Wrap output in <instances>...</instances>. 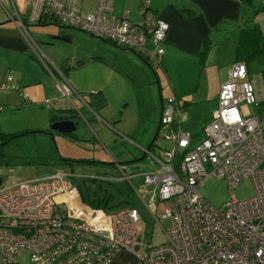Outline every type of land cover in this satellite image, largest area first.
Here are the masks:
<instances>
[{"label": "built area", "instance_id": "obj_1", "mask_svg": "<svg viewBox=\"0 0 264 264\" xmlns=\"http://www.w3.org/2000/svg\"><path fill=\"white\" fill-rule=\"evenodd\" d=\"M23 1L26 10L19 12L11 2L8 16L42 61L26 21L69 24L133 50L150 66L158 64L167 22L151 12L148 0L140 2L137 22L116 15L112 0H96L91 11H82L79 0ZM0 87L16 89L9 73L0 74ZM55 88V100L74 105L75 97L93 111L67 81L55 79ZM180 114L173 95L163 100L157 132L171 144L159 152L145 150L155 166L141 173L140 187L149 189L142 205L152 223H159L157 200L160 215L168 218L163 242L139 238V206L109 213L89 207L73 183L74 173L56 168L0 188V264H115L113 256L121 249L133 255L134 264H264V69L250 75L244 61L228 64L197 142L191 143ZM125 166L117 165L120 176L133 185ZM211 176L223 177L232 188L248 176L253 193L230 195L215 207L201 190ZM21 253L25 256L19 258Z\"/></svg>", "mask_w": 264, "mask_h": 264}, {"label": "crops", "instance_id": "obj_2", "mask_svg": "<svg viewBox=\"0 0 264 264\" xmlns=\"http://www.w3.org/2000/svg\"><path fill=\"white\" fill-rule=\"evenodd\" d=\"M141 1L112 0L113 11L116 15L125 13L128 20L137 22L140 19ZM11 2L18 7L19 12L23 9L17 6L15 0H0V74L9 73L16 86V89L0 87V132L10 135L27 134V131L44 130L45 132L52 120L64 117L65 113L60 109H69L67 101L62 97L55 100V97L59 96L55 88V79L67 81L80 93L83 100H86L91 92H98L103 96L109 105V117L115 120V123L107 122V120L104 122L112 128L114 135H117V132L121 133L122 139L130 146L126 149L122 147L118 152L124 154L125 159L131 162L129 166L132 169L140 166L135 160L146 159V169L128 173L129 175L141 174L155 166L143 151L149 143L147 138L153 131L154 120L153 117L143 116V119L148 122L144 130L142 128L139 131L124 133L116 129L115 125H118L119 120L116 117L124 113L133 99L138 107L141 102L142 109L147 108L142 100H139L138 93L141 92L144 84L152 82V72L155 73L156 79L154 68L160 66L163 73L170 79L171 65L175 59L179 61L180 58L189 56L192 61L203 53L198 62L199 83L192 88L188 98L183 101L184 105L180 104L186 112L193 111L194 115L189 116L193 118L196 111L194 105L208 99L204 98L208 95L216 96L217 94L220 84L215 78L218 73L217 68L225 67L224 71H226L228 64L237 56L233 54V23L224 28H221V25L225 20L238 25L237 19L241 10L239 0H148L151 12L167 22V29L159 43L162 52L157 54L158 64L152 67L148 65L151 70L153 68L152 72L148 70L145 61L136 52L111 42L110 45L117 49L103 46V51L100 52L89 51L60 56L57 44L42 45L47 50L48 53H46L34 40L44 54L45 58L42 61L27 44L14 20L9 18ZM47 21L49 20L41 24L48 23ZM226 31H229V34ZM61 33L55 35H62L61 40L64 41L72 36L68 32ZM51 35L50 38H52ZM234 42L236 47L237 42ZM202 47L204 48L201 52ZM175 52L180 58L174 54ZM180 70L184 71L182 68ZM174 93L172 90L170 96L175 97ZM166 98H159V115L163 100ZM79 103L80 108L83 107L87 115L85 118H94L95 111L90 112L86 106ZM124 105L126 106L123 108ZM74 137L76 136L72 134L71 138ZM110 138L107 141L102 140V143H106L107 148L111 145L110 151L114 152L119 144L116 142V137L113 142ZM161 148L163 147L157 146L153 151L159 152ZM117 162L122 161L117 160ZM139 188H141L140 196L136 195V197L142 203V200L147 199V191L140 185ZM84 211L87 212V210ZM146 213L153 218L148 211ZM127 257L130 263L134 264L133 255L124 249L115 253L114 262L125 264Z\"/></svg>", "mask_w": 264, "mask_h": 264}, {"label": "rangeland", "instance_id": "obj_3", "mask_svg": "<svg viewBox=\"0 0 264 264\" xmlns=\"http://www.w3.org/2000/svg\"><path fill=\"white\" fill-rule=\"evenodd\" d=\"M243 2L237 19L238 25L234 24L232 21L225 20L222 22L221 28L231 26L233 23V54L237 55L241 60L246 61L249 73L252 75L255 71L257 72V70L260 69H258L259 67L252 56H247V54L253 49H256L257 45L260 47L264 39V0ZM15 3L20 9L23 8L21 13L26 10L23 0H15ZM79 3L82 11H91L93 10L96 0H79ZM6 5L8 6V4ZM8 9H10L9 6ZM26 23L29 34L46 53L48 52L43 47L45 43L57 44L56 47L60 51V56L89 51L100 52L103 51V46L117 49L111 46L108 40H104L87 31L79 30V28L69 24L61 26L60 23H57L59 24L57 26L56 24H41L30 20L26 21ZM61 32L71 33L72 36L67 41L50 38L51 34ZM227 33L229 34V31ZM234 41L237 42L239 47L238 50L235 49L236 51L234 50ZM174 54L178 57L177 52ZM259 54L261 53L259 52ZM199 60L200 56L199 58H193L192 61L189 56H184L180 58L179 61L175 59L171 65L172 77L170 79L163 73L160 66L154 68V72H156L155 79V73L152 72L153 68L151 70L147 63L144 62L148 70L153 74L152 82L144 84L141 92L138 93L139 100H142L147 108L142 109L141 102L138 107L133 99L132 102L127 105L124 113L122 112L116 117L119 118L117 121L118 125H115L116 129L124 133L139 131L142 128L144 130L148 126V122L143 119V116H147L148 118L153 117V131L147 138V142L150 141L157 129L159 98H166L170 95L172 90H174L176 101L182 105L183 101L188 98L192 88L199 83ZM181 68L184 71H181ZM224 68L225 67L217 68L218 73L215 78H217L218 82H222L225 78L226 71H224ZM204 98L208 99L200 101L198 105H194L196 111L195 117L193 116V118L189 117L191 114L194 115L192 110H187L186 112L184 108H181L180 123L183 129L192 133L191 143L197 142L202 138L201 126L206 121L210 120L211 111L216 105L215 95H208ZM65 100L67 101V107H69V109H64L65 111L60 109L61 112L71 113L75 111V113L78 114L76 117V128L72 131L76 137L71 138L64 134L48 133L41 130L30 133L27 132V134L18 135L10 140L2 142L0 145L3 153V156L0 157V188L32 178L38 174L42 175L52 172L56 168H62L68 172L74 173L75 176L72 177L73 183L77 184L79 192L84 196H86V192H89L91 198L93 192L98 195L101 194L100 191L105 189V192L111 195L107 204L111 205L112 208L127 205V202L140 206V217L136 222L139 238L144 240L145 237H147V242L150 244L163 242L165 239L163 227H168L169 222L167 217H162L160 215L162 201L156 202L155 214L159 217V223L153 224L152 222H154V219L146 213L145 207L142 206V203L136 197L137 192L135 189L138 190L139 193L141 191V188H139L142 181L140 175L130 174V181L133 185H131L126 178L120 176V171L117 168L118 164H128L124 169L128 174L146 169L147 161L146 159L135 160L140 166L136 169H132V167L129 166L131 162L125 159L124 154L118 152L122 147L126 149L130 146L127 144V141L122 139L123 136L121 133L117 132V135H114L112 128L107 126L108 123L105 124L104 121L106 120L107 122L115 123V120L109 117V105L106 102L98 104V106L93 109L96 113L94 114V118L89 117V119H86L85 116L87 115L83 111V107L80 108L78 99L75 97L72 98L75 107L69 100ZM125 106L126 105H124L123 108ZM248 108L251 112L253 111L252 106H248ZM114 137L117 138L116 142L119 146L115 147L113 152L110 151L112 148L111 145L109 146L110 149L107 148V144L102 143V140L107 141L110 138L113 142ZM153 142V150L156 145L158 147H169L171 144L170 140L161 137L159 132H156ZM59 155L74 158L75 160L86 159L97 162L78 164L73 160V162L70 163H61L57 159ZM117 160L122 162H117ZM83 177L88 178L83 180ZM90 177L94 178V180H90ZM201 190L208 203L215 207H220L224 201L229 199L230 195L236 198H243L251 195L253 193V184L251 179L246 176L240 179L232 188L223 177L211 176L206 179L204 178L201 182ZM99 206L104 208L103 203H100ZM106 211L107 205L105 207V212ZM24 256V253L19 254V258ZM124 263L131 264L129 257L125 259Z\"/></svg>", "mask_w": 264, "mask_h": 264}, {"label": "trees", "instance_id": "obj_4", "mask_svg": "<svg viewBox=\"0 0 264 264\" xmlns=\"http://www.w3.org/2000/svg\"><path fill=\"white\" fill-rule=\"evenodd\" d=\"M243 1H245V2H251V0H239V3H240V6H241V4H243L244 2ZM105 40V39H104ZM160 43V42H159ZM203 48L204 47H202L201 48V52L203 51ZM236 50H238V45L236 44ZM259 52L261 53V54H259ZM202 54L203 53H201L200 54V58H201V56H202ZM139 55V54H138ZM140 57H141V59L143 60V61H145V63H147V65L149 64L146 60H145V58L144 57H142L141 55H139ZM247 56H252V58L256 61V63H257V66L259 67L258 69H260V70H257V72H259V71H262L263 69H264V39L262 40V43H261V46L259 47L258 45H257V48L256 49H253L252 51H250L248 54H247ZM233 60H241L240 58H238L237 56H235V58L233 59ZM243 61V60H242ZM245 62V64H246V66H247V63H246V61H244ZM150 66V65H149ZM152 67V66H151ZM247 69H248V71H249V68H248V66H247ZM256 72V71H255ZM85 102H86V104L93 110V109H95V107H97L98 106V104H102L103 102H105V100H104V98H103V96L101 95V94H99L98 92H91V93H89L88 94V96H87V98H86V100H85ZM182 105H184V104H182ZM94 111V110H93ZM73 116H75V117H77V114L75 113V112H71V113H65L64 114V117H60V118H70V117H73ZM51 119H52V117H51ZM54 119V118H53ZM157 128H158V120H157ZM47 130H49V131H51L52 133H58V132H56V131H52V130H50L49 128H47L46 129V131L45 132H48ZM31 132V131H30ZM156 132H157V129H156ZM49 133V132H48ZM21 133H18V134H14V135H10V134H5V133H1L0 132V145L2 144V141L3 142H5V141H7V140H10V139H12V138H14V137H16V136H18V135H20ZM60 134H64V135H67V136H70V137H72V134H73V132L72 131H70V132H66V133H60ZM154 138H153V140L151 141V143H150V149L151 150H153L152 148H153V145H154ZM156 147H157V145H156ZM155 147V148H156ZM3 156V153H2V151H1V148H0V157H2ZM57 159L59 160V162H61V163H70V162H73V160L75 161V162H77L78 164H82V163H86V162H97V161H93V160H86V159H79V160H75L74 158H69V157H64V156H58L57 157ZM138 175H141L142 176V174H138ZM88 177H83V180H85V179H87ZM142 178V177H141ZM90 180H94V178H92V177H90ZM99 185V184H98ZM76 186H77V184H76ZM78 188V187H77ZM101 192V194H98V195H96L95 194V192H93V196L90 198V194H89V192H86V196H84L83 194H81L80 192V197H81V200H82V202H84L85 204H87L88 206H90V207H92V208H101L100 206H99V204L100 203H103V205H104V208H101L104 212H105V207H106V205H107V211H106V213H109V212H111L112 210H114V209H116V208H119V207H121V206H119V207H115V208H112L111 207V205H109V204H107V201H108V199L110 198V194L109 193H106L105 192V189H103L102 191H100ZM127 204V206H135L136 204H134V203H131V202H127L126 203ZM124 206H126V205H124Z\"/></svg>", "mask_w": 264, "mask_h": 264}, {"label": "water", "instance_id": "obj_5", "mask_svg": "<svg viewBox=\"0 0 264 264\" xmlns=\"http://www.w3.org/2000/svg\"><path fill=\"white\" fill-rule=\"evenodd\" d=\"M48 23L51 24H56L57 26L59 24H57L55 21H47ZM61 26H65L64 24H61ZM52 38H58V39H62V35H51ZM76 124H77V120H73L71 118H60V119H55L52 120L49 123V129L52 131H56L58 133H66V132H70L73 131L76 128ZM49 133H52L51 131L47 130ZM30 132V131H27ZM156 135V131L153 135V137L150 139L149 143L146 145V147H144L143 151L145 152V150L149 149L150 147V143L153 140V138ZM3 142V141H2ZM0 183H1V178H0Z\"/></svg>", "mask_w": 264, "mask_h": 264}, {"label": "flooded vegetation", "instance_id": "obj_6", "mask_svg": "<svg viewBox=\"0 0 264 264\" xmlns=\"http://www.w3.org/2000/svg\"><path fill=\"white\" fill-rule=\"evenodd\" d=\"M58 23V22H57ZM61 24V23H60ZM78 116V115H77ZM71 119H73V120H77L76 119V117L75 116H73V117H70ZM84 203V202H83Z\"/></svg>", "mask_w": 264, "mask_h": 264}]
</instances>
